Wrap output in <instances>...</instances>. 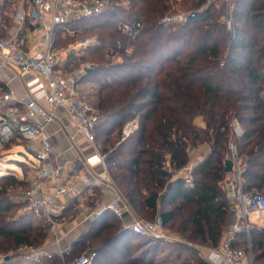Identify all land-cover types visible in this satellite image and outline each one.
Returning <instances> with one entry per match:
<instances>
[{"label": "trees", "instance_id": "16d2710c", "mask_svg": "<svg viewBox=\"0 0 264 264\" xmlns=\"http://www.w3.org/2000/svg\"><path fill=\"white\" fill-rule=\"evenodd\" d=\"M7 1L0 5L2 18L12 11ZM206 1L184 0L185 10L179 11L170 0H109L105 10L55 27L52 48L66 46L58 44L67 35L70 42L96 39L78 58L70 54L62 72L77 74L76 86H96L97 100L90 102L99 113L96 140L129 209L146 219L161 216L187 241L196 237L214 248L232 231L231 198L224 187L231 143L242 159L243 190H264V0H233L231 29L219 5L211 1L204 7ZM182 11L188 15L184 23L163 20ZM123 22H140L134 37L122 30ZM118 41L131 45L132 52L116 56ZM81 61L90 65L78 73ZM0 89L7 91L1 82ZM135 119L137 127L124 136L125 126ZM234 120L241 128L238 136ZM198 145L209 152L193 166L188 185L175 175L189 163L190 147ZM30 182L14 171L0 174V252L5 253L0 264H27L18 257L19 246L42 245L47 239L48 219L15 213L24 203L8 193L20 185L25 195ZM235 237L233 246L247 248L245 232ZM250 237L253 264H264V226L253 225ZM165 240L136 234L105 209L69 254H52L44 262L71 263L80 253H92L93 264H210L200 250L176 240L169 247Z\"/></svg>", "mask_w": 264, "mask_h": 264}, {"label": "built area", "instance_id": "2783aa9c", "mask_svg": "<svg viewBox=\"0 0 264 264\" xmlns=\"http://www.w3.org/2000/svg\"><path fill=\"white\" fill-rule=\"evenodd\" d=\"M30 7L24 11L17 12V18L21 22H28L33 26L45 25L46 18L50 17L49 31L47 33L46 48H38L34 51L26 50L20 46L17 40L2 36L0 33V71L9 69L22 79L24 95L17 97L12 91L0 89V146L9 142L17 133L29 144V153L36 160L33 163L35 178L38 182L33 183L25 193L27 207L39 215L49 216L53 211L54 197L50 196L44 188L43 181L56 177L58 170L53 161L52 143L47 135V127L53 120L58 108L66 111L74 121L76 131L84 136V145H91L96 148L95 126L99 121V113L88 101L81 98L79 90L75 85L74 76L62 72V66L73 52L86 49L93 44L94 37H86L77 40L75 43H68L60 49L52 48L54 28L64 24L66 21L79 16H90L105 10L109 0H26ZM211 1L207 0L204 7ZM4 0H0L2 5ZM188 15L177 13L167 15L163 18L165 22L184 23ZM2 14L0 12V23ZM226 25L232 27V8L227 9ZM140 22H123L121 28L130 33L133 37ZM70 35H74L73 29H68ZM115 54L124 50L131 53V45L123 46L118 41ZM82 67L80 73L84 71ZM236 130L241 132L238 123L233 122ZM135 119L129 122L124 128V136H127L137 127ZM236 124V125H235ZM241 129V128H240ZM231 156L233 169L231 175L224 181L227 195L233 201V208L237 209V220L233 225L232 232L221 243L220 246L211 248L208 253L210 264H242L245 260H252V242L250 229L252 221L251 213L264 212V190L244 191L241 181L243 169L242 159L239 157L236 145L231 143ZM90 164H105V155L97 149V153L87 159ZM193 163L189 162L176 171V175L185 178L188 185L192 184ZM92 179H86L87 184H92ZM67 188L59 186L55 190V196L64 195ZM109 208L119 217L129 212V207H120L114 202ZM52 229L55 228L53 223ZM133 232L143 236H154L167 239L168 231L161 216L154 219L136 217L130 225ZM245 232L247 235V248L233 246L235 234ZM18 257L23 261L33 264H41L52 253L46 246L22 244L19 246ZM94 255L81 254L74 260V264H93Z\"/></svg>", "mask_w": 264, "mask_h": 264}, {"label": "crops", "instance_id": "0c3cea01", "mask_svg": "<svg viewBox=\"0 0 264 264\" xmlns=\"http://www.w3.org/2000/svg\"><path fill=\"white\" fill-rule=\"evenodd\" d=\"M7 2L10 3L12 11L5 12L0 23V33L17 40L26 50L46 48L50 17L46 18L45 25L40 26L21 22L16 16L17 12L27 10L30 7L29 3L26 0H8ZM0 82L7 91H12L17 97L25 93L23 81L15 75L14 71L2 69ZM46 132L52 143L53 161L58 174L51 180L43 181L44 188L50 196L54 197L52 213L49 216L41 215L50 222L48 236L43 245L52 254L64 256L69 254L72 243L89 229L92 220L103 210L110 209V203L114 202L120 207L127 204L109 175L106 165L87 162L89 157L97 153L98 147L84 145V136L76 131L74 121L64 109L56 110L55 117L49 123ZM189 152L191 156L189 162H192L194 166L203 160L209 148L205 145L191 146ZM229 174L230 172L227 175ZM86 179H92V184H87ZM59 186L66 187L67 192L64 195L55 196V190ZM94 196L97 197L96 200L93 199ZM93 200H95L94 206L90 204ZM231 211L230 229L233 230L238 210L232 208ZM260 216L257 217L251 213L252 224H264V213ZM136 217L137 214L130 209L120 218L124 226L128 225L130 228ZM53 223L54 229L51 228ZM249 262L245 260L242 264H250ZM62 264H74V262Z\"/></svg>", "mask_w": 264, "mask_h": 264}, {"label": "rangeland", "instance_id": "374dc122", "mask_svg": "<svg viewBox=\"0 0 264 264\" xmlns=\"http://www.w3.org/2000/svg\"><path fill=\"white\" fill-rule=\"evenodd\" d=\"M213 2H215L217 5H219V8L222 11V16L221 18H223L224 21H226V15H227V9L228 8H232V17H233V0H213ZM170 3L172 4V8L173 9H178L180 10H185L184 8V0H170ZM177 10V11H178ZM180 13H183L180 12ZM227 26V25H226ZM66 35L65 34H61V37L64 38ZM69 36L67 35V38L63 40V42H61L60 44H58V47H61L62 44H66V43H75L76 41L71 40L72 42H70V39H68ZM61 45V46H60ZM63 47V46H62ZM60 49V48H58ZM84 50L82 51H78L71 53V55H73V57H77L83 53ZM75 55V56H74ZM118 56V55H116ZM115 58V55L113 56ZM119 57V56H118ZM90 59V58H89ZM88 59V60H89ZM90 63L87 61H81L80 62V66L77 68L78 69V73L80 70H82V67L85 66H89ZM71 76H76V75H72ZM77 89L79 90V94L81 96L82 99L88 101V102H92L95 103L97 100V97L95 95L96 93V86L90 84L89 82H83L78 84ZM236 123H238L236 120H234ZM233 121V122H234ZM201 118L199 117L197 119V123H201ZM234 124V123H233ZM236 125V124H235ZM239 125V123H238ZM233 129L235 131V135H239L241 132L236 130V126L233 125ZM95 145L98 147V149L100 150V145L97 143V140H95ZM191 148V147H190ZM21 160L22 162H17L16 160ZM35 158L30 155L29 153V144L20 139L19 137L17 138L15 136V138L13 137L11 141L5 143L4 145L0 146V174H7L10 173L11 171H14L16 173V175L18 177H26L30 182V186L33 183L38 182L37 179L35 178V170L33 167V163L35 162ZM231 175V173L229 174ZM227 175V176H229ZM25 187H21L20 185L11 187V189L9 190V195L12 196L14 199H20V201H23L24 205L15 210V213H18L19 211H24V212H34L33 210L29 209L27 207V201L25 199V195H24V191H25ZM231 210L233 208V201L231 200ZM35 215H38L37 217L39 218H45L42 217L41 215H39L38 213L34 212ZM232 213V211H231ZM264 212L262 213H252L254 215H256L257 217H261L260 215H262ZM10 215V213H8ZM230 218H231V214H230ZM229 218V219H230ZM41 220V219H40ZM232 226V223H230ZM258 226V227H262L264 226V224H252V226ZM166 230L168 231V236H170L169 238H167L166 244L167 246L171 247L168 244H172L170 243L171 241H181V242H188L194 246H196L199 250L200 253L203 257H205V259L208 260V253L210 251L209 246L204 245L202 243L199 242L198 238H194L193 241H187L186 240V236H184L182 233L179 232V234H177L173 229H170L169 227H166ZM168 240V241H167ZM45 244V243H43ZM42 244V245H43ZM45 246V245H43ZM10 253H13L12 250H10V252H8V254L6 255H10ZM84 254V253H80L79 255ZM252 257H253V253H252ZM5 258V253L4 252H0V262H2V260H4ZM253 260V258H252ZM47 262V261H45ZM45 262L43 264H45ZM27 264H33V263H28L25 262ZM42 264V263H41Z\"/></svg>", "mask_w": 264, "mask_h": 264}, {"label": "water", "instance_id": "95a60500", "mask_svg": "<svg viewBox=\"0 0 264 264\" xmlns=\"http://www.w3.org/2000/svg\"><path fill=\"white\" fill-rule=\"evenodd\" d=\"M239 130L241 131L240 127H238ZM225 165H226V172H231L233 169V160L232 159H227L225 161ZM125 227H129L128 225H125ZM181 245L193 250V251H198L199 249L195 246H193L192 244L188 243V242H180Z\"/></svg>", "mask_w": 264, "mask_h": 264}]
</instances>
